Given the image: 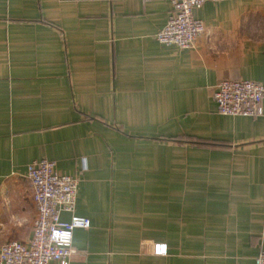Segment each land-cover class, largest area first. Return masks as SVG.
<instances>
[{
    "label": "crops",
    "instance_id": "obj_1",
    "mask_svg": "<svg viewBox=\"0 0 264 264\" xmlns=\"http://www.w3.org/2000/svg\"><path fill=\"white\" fill-rule=\"evenodd\" d=\"M170 9L0 0V245L32 237L27 165L46 158L78 179L74 213L90 220L69 264H254L264 114H219L212 93L264 84V0L195 8L206 32L186 49L154 37Z\"/></svg>",
    "mask_w": 264,
    "mask_h": 264
},
{
    "label": "built area",
    "instance_id": "obj_2",
    "mask_svg": "<svg viewBox=\"0 0 264 264\" xmlns=\"http://www.w3.org/2000/svg\"><path fill=\"white\" fill-rule=\"evenodd\" d=\"M168 1L171 9L167 21L154 37L161 44L186 49L193 47L206 32L205 25L193 15V10L207 1L224 0ZM212 98L219 114L250 117L264 114V84L255 80H220L214 87ZM26 176L35 207L33 234L27 242L10 240L1 244L0 264H69L75 252L72 245L73 230L90 226L87 217L74 213L78 179L60 173L55 163L46 158L30 162ZM61 212L70 213V218L61 220ZM151 252L165 255L166 244L154 242ZM254 264H264V250L256 255Z\"/></svg>",
    "mask_w": 264,
    "mask_h": 264
}]
</instances>
